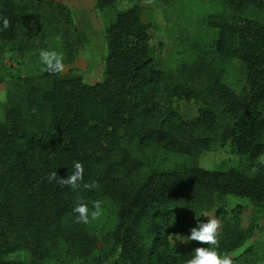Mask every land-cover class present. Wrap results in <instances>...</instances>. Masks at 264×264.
<instances>
[{"label":"trees","instance_id":"1","mask_svg":"<svg viewBox=\"0 0 264 264\" xmlns=\"http://www.w3.org/2000/svg\"><path fill=\"white\" fill-rule=\"evenodd\" d=\"M113 2L94 0L97 7ZM227 2L238 10L264 4ZM43 7L71 24L67 7L56 0H0V17L10 21L3 29L0 20V42L14 40L21 25ZM139 11L134 3L116 11L105 25L99 80L85 82L78 74H53L43 66L39 73L17 77L6 90L0 102V264H38L57 255L60 245L70 254H87L94 239L83 223L75 222L78 197L89 208L104 197L117 205L111 237L119 253L109 264H186L191 256L169 250L165 238L172 233L190 235L192 227L207 222L190 205L208 206L221 195L233 194L264 209V164L256 160L264 150V22L246 16L208 22L216 27L214 51L236 57L244 66L242 93L225 84L220 73L212 74L206 92L178 83L165 88L167 98L204 100L211 95L230 119L221 128L222 136L233 150L254 160L252 173L235 166L176 164L139 175V163L121 145L123 138L191 153L209 147L213 138L204 133L217 125L213 106H198L189 123L172 108H162L158 93L164 77L149 54ZM198 127L202 134L195 132ZM75 162L84 166L78 190L48 181L53 171L67 178ZM92 182L98 187L83 188V183ZM215 211L223 220L225 211ZM243 233L223 226L220 251L234 248ZM20 249L28 256L5 257Z\"/></svg>","mask_w":264,"mask_h":264},{"label":"rangeland","instance_id":"2","mask_svg":"<svg viewBox=\"0 0 264 264\" xmlns=\"http://www.w3.org/2000/svg\"><path fill=\"white\" fill-rule=\"evenodd\" d=\"M56 1L67 7L71 24L65 22L59 12L43 7L36 18H30L21 25L14 40L0 42V102L17 77L43 70L39 57L41 49L54 50L64 56L65 70L61 74H78L85 82L99 80L105 55L104 27L116 11L135 3L140 9V20L146 25L149 54L163 73L158 93L162 108H172L187 123L192 121L200 105L213 106L217 114V125L204 133L212 136V143L191 153L165 149L157 143L138 145L133 139L128 141L123 138L121 145L129 148L130 154L139 163L138 174L169 169L176 164H195L204 168L235 166L247 174L252 173L254 160L245 153L233 150L228 139L222 136L221 128L230 119L219 111L220 104L211 95L207 94L204 100L167 98L165 88L178 83L206 92L212 74L220 73L225 84L234 92L242 93L245 90L244 66L236 57H222L214 51L216 27L208 22L237 19L239 16L264 22V4L238 10L227 0H114L111 5L102 7L95 6L94 0ZM261 109L264 113V102ZM195 132L202 134L199 127ZM262 140L264 142V136ZM118 155L116 153L115 157ZM256 160L264 164V150ZM99 200L102 201L101 217L97 220L90 218L88 224L83 223L94 239L89 252L70 254L60 245L57 255L38 264H109L117 257L119 245L111 237L117 205L107 197ZM218 207L226 213L223 220L216 214ZM190 208L202 212L207 219L218 218L222 227L244 232L234 248L227 251L221 249V252L232 254L235 264H264L263 208L244 196L233 194L221 195L208 206L197 208L190 205ZM175 235L187 236L184 233L166 236V246L174 253H187L192 258L195 248L208 246L195 241L181 243L179 240H174L173 246ZM27 256L22 249L5 254L7 258L18 259Z\"/></svg>","mask_w":264,"mask_h":264},{"label":"clouds","instance_id":"3","mask_svg":"<svg viewBox=\"0 0 264 264\" xmlns=\"http://www.w3.org/2000/svg\"><path fill=\"white\" fill-rule=\"evenodd\" d=\"M3 23V29H7L10 25V21L6 17H0ZM39 57L42 64L45 66V71L53 74L62 73L65 70L64 56L57 51H49L41 49L39 51ZM48 181L56 182L61 186H69L73 190H78L81 187V183L84 180V166L80 162L74 163V171L67 178H58L57 172L53 171L48 175ZM98 187L96 182L83 183V188L91 189ZM92 209L89 208L88 203L84 202L82 198L78 197L76 206L73 208V212L76 213V223L88 224L90 218L97 220L102 215V201L95 200L91 202ZM222 229V222L216 217H210L207 222L199 223L197 226L192 227L190 235L180 236L175 235L172 238L174 246V240H179L181 243H188L195 241L201 244L208 245L207 247H197L194 250V255L191 259H188L186 264H235L232 254L219 251V237L220 230Z\"/></svg>","mask_w":264,"mask_h":264}]
</instances>
